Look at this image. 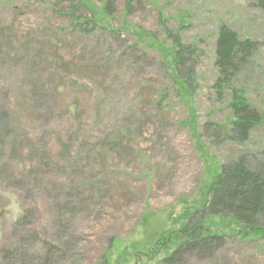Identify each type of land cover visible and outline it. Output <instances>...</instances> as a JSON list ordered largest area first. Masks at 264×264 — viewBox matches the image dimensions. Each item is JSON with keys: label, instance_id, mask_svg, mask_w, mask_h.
<instances>
[{"label": "rangeland", "instance_id": "rangeland-1", "mask_svg": "<svg viewBox=\"0 0 264 264\" xmlns=\"http://www.w3.org/2000/svg\"><path fill=\"white\" fill-rule=\"evenodd\" d=\"M62 9L0 0V191L22 209L10 220L0 197V264H162L210 171L264 166V0H115L120 34L77 27ZM223 25L256 45L232 85L262 118L243 143L213 89ZM166 30L194 50L191 96L172 88ZM205 226L222 243L173 264H264L263 233Z\"/></svg>", "mask_w": 264, "mask_h": 264}, {"label": "trees", "instance_id": "trees-1", "mask_svg": "<svg viewBox=\"0 0 264 264\" xmlns=\"http://www.w3.org/2000/svg\"><path fill=\"white\" fill-rule=\"evenodd\" d=\"M54 1L56 6L61 1L68 3L69 10L62 9V11L71 16L77 27L83 28L84 24H91V30L98 28L113 34L118 33L117 29L123 26L121 23L115 26L116 24H112L114 21L108 20L114 15L115 0ZM99 13L107 19H103V23L96 20L94 16ZM79 31L91 32L83 29ZM166 32L172 39L170 61L167 63L172 88L177 97L191 96L196 89L194 50L183 44L177 33L167 30ZM255 46L249 39H240L235 32L224 25L217 29L214 67L218 77L213 89L220 101H223L226 96L228 100L226 106L231 115V132L234 133L231 138L241 143L247 141L252 128L262 122L261 115L247 103L244 93L232 86L235 74L239 73L246 64ZM187 129L192 133L198 130L197 127L190 126ZM194 212L195 220L189 225H181L175 232L174 240L178 242L176 249L171 256L161 261L162 264H173L174 261L198 247L205 249L216 243L221 244L222 236L212 234L211 230L205 226L206 221L212 218L230 219L238 227V232L242 234L249 232L264 234V229L260 228L258 221L259 216L264 213V166L250 167L242 158L219 165L210 171L205 200Z\"/></svg>", "mask_w": 264, "mask_h": 264}, {"label": "clouds", "instance_id": "clouds-1", "mask_svg": "<svg viewBox=\"0 0 264 264\" xmlns=\"http://www.w3.org/2000/svg\"><path fill=\"white\" fill-rule=\"evenodd\" d=\"M0 197L7 199L10 203L7 205L11 215L8 217L10 220H15L22 215V209L19 206L18 196L14 192L0 191Z\"/></svg>", "mask_w": 264, "mask_h": 264}]
</instances>
